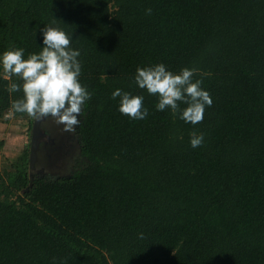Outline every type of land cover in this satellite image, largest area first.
Returning a JSON list of instances; mask_svg holds the SVG:
<instances>
[{
  "label": "trees",
  "instance_id": "trees-1",
  "mask_svg": "<svg viewBox=\"0 0 264 264\" xmlns=\"http://www.w3.org/2000/svg\"><path fill=\"white\" fill-rule=\"evenodd\" d=\"M47 24L81 52L85 161L30 181L25 145L0 170V264H264V0H0V52L40 51ZM161 62L197 69L212 99L200 123L136 86ZM9 83L0 69L1 123L22 96ZM116 88L143 95L147 117L121 114ZM11 117L30 134L34 117Z\"/></svg>",
  "mask_w": 264,
  "mask_h": 264
},
{
  "label": "clouds",
  "instance_id": "clouds-1",
  "mask_svg": "<svg viewBox=\"0 0 264 264\" xmlns=\"http://www.w3.org/2000/svg\"><path fill=\"white\" fill-rule=\"evenodd\" d=\"M149 13L151 9H147ZM42 44L40 51L25 56V49L13 47L0 52V69L10 80L7 91L22 92L13 99L7 116L26 113L30 117H51L66 131L75 132L80 124L82 108L92 97L86 85L80 81L82 64L81 52L71 46L73 36L53 24L40 28ZM197 69L183 67L170 70L164 63L137 67L134 81L138 88L145 89L157 97V111L166 109L178 115L185 123L196 125L204 118L206 107L211 106L210 93L202 87L201 79H194ZM13 77L21 81L17 83ZM118 100V110L130 119L142 120L147 117L143 95L116 88L111 93ZM183 104L185 107L181 108ZM204 134H190L192 148L202 145Z\"/></svg>",
  "mask_w": 264,
  "mask_h": 264
},
{
  "label": "rangeland",
  "instance_id": "rangeland-1",
  "mask_svg": "<svg viewBox=\"0 0 264 264\" xmlns=\"http://www.w3.org/2000/svg\"><path fill=\"white\" fill-rule=\"evenodd\" d=\"M10 122H0V140H3L0 149V170H10L12 163L17 159L20 150L26 145L29 149L30 134L25 133L26 129L20 123L25 119H14L7 116ZM50 124L57 127L55 137L47 140L48 143L41 149L40 161L36 165V171L44 172L45 179H53L58 176H70L84 165V159L80 155L79 145L75 133L66 131L62 125L50 119ZM18 123V124H16ZM28 131V130H27ZM35 171V172H36ZM33 172L34 176H37Z\"/></svg>",
  "mask_w": 264,
  "mask_h": 264
},
{
  "label": "water",
  "instance_id": "water-1",
  "mask_svg": "<svg viewBox=\"0 0 264 264\" xmlns=\"http://www.w3.org/2000/svg\"><path fill=\"white\" fill-rule=\"evenodd\" d=\"M45 117L34 118L30 132L29 142V155H28V167H29V178L30 181L33 177V172L36 171V163L38 161V151L42 139L49 140V135L42 128V121Z\"/></svg>",
  "mask_w": 264,
  "mask_h": 264
},
{
  "label": "flooded vegetation",
  "instance_id": "flooded-vegetation-1",
  "mask_svg": "<svg viewBox=\"0 0 264 264\" xmlns=\"http://www.w3.org/2000/svg\"><path fill=\"white\" fill-rule=\"evenodd\" d=\"M50 119H47L46 117H45V119L42 121V128L47 132V134L49 135V139H50V141H51V138H54L55 137V130L57 129V127H54L53 125H51L50 124ZM74 133V132H73ZM47 142V139H42L41 140V143H40V148H39V151H38V161H40V157H41V149L43 148V147H45L48 143H46ZM38 161H37V163H36V165L38 164ZM37 173H38V175H40V176H44L45 175V173L44 172H41V170H37L36 171ZM35 172V173H36ZM36 173V174H37Z\"/></svg>",
  "mask_w": 264,
  "mask_h": 264
}]
</instances>
